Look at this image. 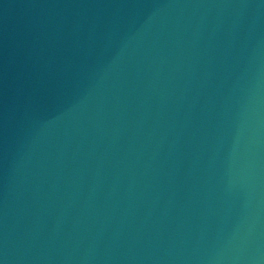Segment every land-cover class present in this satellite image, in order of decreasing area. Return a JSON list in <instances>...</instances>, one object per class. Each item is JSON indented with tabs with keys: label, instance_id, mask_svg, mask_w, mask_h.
<instances>
[{
	"label": "water",
	"instance_id": "1",
	"mask_svg": "<svg viewBox=\"0 0 264 264\" xmlns=\"http://www.w3.org/2000/svg\"><path fill=\"white\" fill-rule=\"evenodd\" d=\"M0 264H264V0H0Z\"/></svg>",
	"mask_w": 264,
	"mask_h": 264
}]
</instances>
